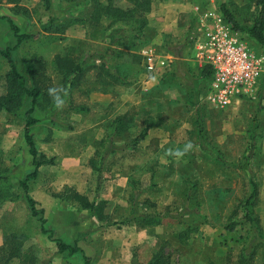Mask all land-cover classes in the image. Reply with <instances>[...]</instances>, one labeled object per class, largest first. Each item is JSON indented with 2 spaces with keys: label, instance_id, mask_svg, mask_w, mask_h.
<instances>
[{
  "label": "rangeland",
  "instance_id": "obj_1",
  "mask_svg": "<svg viewBox=\"0 0 264 264\" xmlns=\"http://www.w3.org/2000/svg\"><path fill=\"white\" fill-rule=\"evenodd\" d=\"M101 1L0 0V14L21 32L33 33L13 58L19 67L41 73L35 112L40 120L31 132L39 153L52 162L28 182L29 194L44 209L46 226L64 242L76 241L91 264H146L161 247L172 264H238V253L244 248L248 255L251 242L259 241L257 227L264 236V73L256 89L214 107L205 99L209 78L194 56L190 35L195 33L161 31L162 43L153 38L158 22L172 18L173 26L184 29L191 17L218 10L221 2L240 24L249 25L255 0H153L135 36L125 21L95 13ZM113 5L131 7L128 0H113ZM13 40L0 20V45ZM245 40L264 54V46ZM127 47L139 55L137 61L119 54ZM149 48L166 58L164 68L143 69ZM57 56L83 60L82 75L72 86L63 82ZM7 72L0 57V95L6 93ZM51 88L63 90L62 107L55 106ZM257 107L259 124L253 127ZM23 126L19 114L0 109V264H83L80 253L58 252L29 213L19 185L33 169ZM144 131V138L133 142ZM251 134L256 147L245 170L240 163ZM188 142L193 148L176 156ZM251 173L258 185L250 202L252 223L243 207ZM69 190L93 201L98 211L63 196ZM179 212L187 228L173 217ZM148 216L154 222H147ZM252 257L245 264H264V246L256 247Z\"/></svg>",
  "mask_w": 264,
  "mask_h": 264
},
{
  "label": "trees",
  "instance_id": "obj_2",
  "mask_svg": "<svg viewBox=\"0 0 264 264\" xmlns=\"http://www.w3.org/2000/svg\"><path fill=\"white\" fill-rule=\"evenodd\" d=\"M10 1H17V0H10ZM48 5V0H45ZM131 3V7L122 8L113 5V0H104L102 4L96 7L95 13L102 14L105 16L112 17L114 21H125L124 25L131 26V30L129 34L135 36L146 24V13L149 12L151 3L153 0H128ZM256 2V13L249 25L240 24L236 19L235 15L230 11L227 7L225 2H221L219 5V11L222 14L224 20L229 25V27L237 32L242 39L245 40V37H249L253 41H255L260 46H264V0H255ZM98 8V9H97ZM92 15V19L98 16ZM129 18V21L125 19ZM0 20H3L9 31L13 36V43L7 45H0V57L6 61L8 65V72L6 74V93L4 95H0V109L5 110L7 113L19 114L23 119L24 126H23V139L25 145L27 147V151L31 156V162L33 165V169L28 172L22 179L19 180V185L21 186L24 198L26 200L29 213L30 215L37 220L39 223L40 232L47 236V238L51 239L55 246L57 247L58 252L60 253H67L68 255H73L75 253H80L82 255L83 264H91V259L88 255L84 254L80 246L75 242L73 243H66L62 239L55 236L54 231L46 226V218L44 216V209L39 207L38 202L29 194L28 191V182L32 179H35L38 173V169L40 166L51 163V159H45V157L39 153L36 148L33 134L31 132L32 126H34L40 118L35 115V112L38 107V101L42 97V87L40 86V80L38 74L34 70H29L24 67H19L17 61L13 58V51H15L19 45L26 39H29L33 36V33H24L21 32L19 27L14 23V21L6 15L0 14ZM51 26L53 19H50ZM123 43V42H122ZM129 43H123L122 45L126 47ZM110 47H107L109 49ZM128 50H120L119 54L123 57V59L127 62H135L139 59V55L132 51L129 47ZM119 55V56H120ZM56 63L61 67L64 72L62 73L63 82L65 84H69L72 86L75 81L79 80L82 75V64L81 62H76L75 59L64 56H57ZM103 66V65H102ZM203 71L205 75L208 77L210 76L211 69L208 65H203ZM62 71V70H61ZM72 76L71 79L69 77ZM25 105V107H23ZM22 107V108H21ZM260 107H257L255 113L253 114L252 123L253 127H257L259 124V116L258 112ZM196 128L198 130V136L200 140V144L202 145V121L201 118L198 117L196 120ZM145 136V131L138 134L133 142L139 141L143 139ZM256 147V140L254 135L251 134L250 141L248 143L247 152L245 153L242 161L240 163L241 168L247 170L250 164V159L253 156V152ZM104 160V156L101 157L99 167V171L101 170L102 163ZM249 182L251 185L249 196L243 205L245 210L244 218L247 219L250 223L253 222V218L251 217V203L253 202L257 195H258V185L254 178V175L251 173ZM69 195V196H68ZM63 196H68L73 201H76L82 208L89 210L90 212L98 211V206L91 200H89L86 196L69 190L68 192H64ZM133 210L132 214L137 213V209L135 204L133 203ZM179 212L174 214L173 217L177 218L178 222L185 225L183 216ZM153 217L148 216L145 217L147 222H154ZM187 228L188 226L185 225ZM233 226H227V230H233ZM257 239L259 241L251 242L250 251L244 248L238 253L237 255V263L238 264H245L248 260H252V256L255 253L256 247L264 246V236L262 235L260 228L257 227L256 229ZM261 240V241H260ZM146 264H172L171 256L165 253L164 248H159L149 259Z\"/></svg>",
  "mask_w": 264,
  "mask_h": 264
},
{
  "label": "built area",
  "instance_id": "obj_3",
  "mask_svg": "<svg viewBox=\"0 0 264 264\" xmlns=\"http://www.w3.org/2000/svg\"><path fill=\"white\" fill-rule=\"evenodd\" d=\"M196 21L200 35L190 36L195 45L194 56L211 69L205 99L214 107H225L233 98L253 91L264 71V54L256 52L233 31L215 8L199 13ZM143 54L142 65L147 72L168 64L152 48Z\"/></svg>",
  "mask_w": 264,
  "mask_h": 264
},
{
  "label": "crops",
  "instance_id": "obj_4",
  "mask_svg": "<svg viewBox=\"0 0 264 264\" xmlns=\"http://www.w3.org/2000/svg\"><path fill=\"white\" fill-rule=\"evenodd\" d=\"M187 8V6L185 7V9ZM187 10V13H188V15H190V13H189V9H186ZM191 12V11H190ZM172 20V18L170 19V21H165V23L163 24V23H157V32H156V35L154 36V38H153V41H155V42H157V43H162L161 41L163 40V35H162V33H160L161 31H167V32H171V31H174V32H177V33H172L173 34V36H177L176 34H182L184 31H185V33H186V31H187V33L188 32H191V33H197L198 35H200L199 34V32L197 31V21H196V19L194 20L192 17H191V22L183 29L182 27V29H179L178 30V27H175V26H173L172 25V23L174 22V21H171ZM156 22V21H155ZM184 30V31H183ZM168 33V34H171V33ZM179 32H181V33H179ZM171 34V35H172ZM162 36V39L160 38ZM191 36V35H190ZM194 49V48H193ZM263 73H264V71H263ZM262 73V74H263ZM262 76V75H261ZM261 78V77H260ZM259 78V80H260V83H261V81H262V79H260ZM263 78V77H262ZM259 80H258V82H259ZM258 84V83H257ZM257 88V86L255 87V89ZM262 91H263V86H262ZM260 93V92H259ZM261 94V97L263 96V94H262V92L260 93ZM260 94H259V96H260ZM39 207H40V205H39ZM42 208V207H41Z\"/></svg>",
  "mask_w": 264,
  "mask_h": 264
},
{
  "label": "clouds",
  "instance_id": "obj_5",
  "mask_svg": "<svg viewBox=\"0 0 264 264\" xmlns=\"http://www.w3.org/2000/svg\"><path fill=\"white\" fill-rule=\"evenodd\" d=\"M62 89L60 88H51L49 89V95L52 97L53 99V102L55 104V106L57 108H60L63 106L64 104V99L62 97ZM193 148V144L191 142H188L186 145H185V148L180 151H176L175 152V155L176 156H183L186 152H188L189 150H191Z\"/></svg>",
  "mask_w": 264,
  "mask_h": 264
}]
</instances>
